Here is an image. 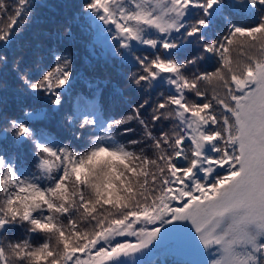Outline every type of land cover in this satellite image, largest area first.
Masks as SVG:
<instances>
[{
	"label": "snow or ice",
	"instance_id": "snow-or-ice-1",
	"mask_svg": "<svg viewBox=\"0 0 264 264\" xmlns=\"http://www.w3.org/2000/svg\"><path fill=\"white\" fill-rule=\"evenodd\" d=\"M46 2L0 0V264H140L172 239L204 258L196 264H264V0H227L257 15L210 41L202 33L225 0H79L71 23L22 41ZM77 31L83 73L75 47L65 51ZM98 32L120 61L134 43L152 51L132 56L133 88L163 79L174 94L145 97L86 137L111 83L87 60ZM189 40L195 56L164 58ZM206 57L213 70L198 67ZM80 85L90 98L66 108ZM117 99L118 85L107 102Z\"/></svg>",
	"mask_w": 264,
	"mask_h": 264
},
{
	"label": "trees",
	"instance_id": "trees-1",
	"mask_svg": "<svg viewBox=\"0 0 264 264\" xmlns=\"http://www.w3.org/2000/svg\"><path fill=\"white\" fill-rule=\"evenodd\" d=\"M14 2V0H11ZM79 0H47L43 5L38 6L36 15L33 19V23L28 29V31L21 37V40H30L37 36L46 35L49 30H51L56 25L66 24L72 22V17L79 10ZM257 14L249 11L247 15L242 13L234 5L229 4L227 0L222 5V8H217L213 11L211 20L209 21L210 27L203 31V38L205 41H210L217 38V34L223 35L227 24L232 23H247L255 19ZM197 18V13L194 11H189L186 20L192 21ZM149 38H156V34L149 32L147 33ZM162 39V37H161ZM107 36L105 33L98 32L97 35H94L93 43L96 45V55L95 57L88 56L87 60L90 61L97 69V75L101 76L105 80L110 81L109 89L105 92V104L103 117L97 116V125L96 128L90 132H86L85 136H100L102 135V130L105 122L111 118H121L124 115L130 113L131 105L138 104L145 97L149 98L150 105L157 98L158 94L163 93L164 95H173V89L166 84L163 79L157 81L152 89L145 92L143 90H138L133 88L130 82L127 80L128 75L131 72L135 71L137 65L132 59L133 55L147 54L152 56L153 53L148 48L142 47L140 45L133 44L129 52L124 54L123 61L116 59L111 56V46L106 42ZM85 39L76 32V46L72 45L68 48H65V51L70 50L72 47H75L76 57H77V68L80 73L85 71V68L88 67L86 63V52L84 50ZM61 45L54 44V47H60ZM200 51V48L193 40H189L187 43H181L178 49L170 54H165L164 58H175L177 62H181L188 57L195 56ZM215 61L212 57H206L198 67L202 71H210L215 68ZM191 71V69H189ZM120 86L124 92V99H117L116 103H108L107 97L108 92L111 87ZM91 96L90 90L84 86H78L73 92L71 97H66V108H69L76 98V96ZM12 114H18V110L13 107L11 109ZM85 114L94 115L95 110L92 108H86ZM142 115L145 118H148L147 109L144 110ZM167 124V122H165ZM128 127H135L137 129V135L139 134V127L133 122ZM67 135V134H66ZM133 136L120 137L121 142H126L127 140L133 139ZM62 142H67L64 140ZM6 156L13 155L10 151L4 153ZM18 170L22 174H27L25 169H31L30 165L25 164L23 167L20 166L19 161H17ZM34 171V169H31ZM10 239H20L23 237V230H16L10 232ZM190 256L183 255L179 251L170 252L167 250H162L156 252L151 257L143 256L140 258V264H196L199 258L193 257V254Z\"/></svg>",
	"mask_w": 264,
	"mask_h": 264
},
{
	"label": "rangeland",
	"instance_id": "rangeland-1",
	"mask_svg": "<svg viewBox=\"0 0 264 264\" xmlns=\"http://www.w3.org/2000/svg\"><path fill=\"white\" fill-rule=\"evenodd\" d=\"M135 45H137V44H135ZM162 250H167L170 252L179 251L180 253H182L183 255H186V256H190L189 254H193L194 258H196V257L199 258L198 261H203V259H204L201 255H199L195 251L194 248L189 247L185 242H183L182 240H179V239H172V240L168 241L164 246L154 250L153 252H158V251H162ZM152 254H154V253H148L145 256L148 257Z\"/></svg>",
	"mask_w": 264,
	"mask_h": 264
}]
</instances>
